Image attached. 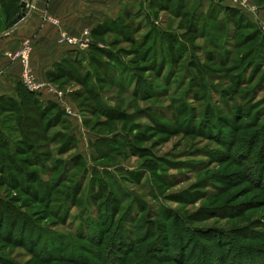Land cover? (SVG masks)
Returning a JSON list of instances; mask_svg holds the SVG:
<instances>
[{"label":"rangeland","instance_id":"1","mask_svg":"<svg viewBox=\"0 0 264 264\" xmlns=\"http://www.w3.org/2000/svg\"><path fill=\"white\" fill-rule=\"evenodd\" d=\"M246 1L264 22V0ZM19 12L0 0V36ZM76 38L95 47L70 74L35 78L72 115L35 106L21 125L1 101L0 264H264L260 23L149 0Z\"/></svg>","mask_w":264,"mask_h":264},{"label":"crops","instance_id":"2","mask_svg":"<svg viewBox=\"0 0 264 264\" xmlns=\"http://www.w3.org/2000/svg\"><path fill=\"white\" fill-rule=\"evenodd\" d=\"M149 0H22L27 7L22 9L27 17L13 25L0 36V99L19 100L17 86L21 85L22 70L10 62L7 52L18 50L26 39L33 41L31 66L35 78L44 83L55 66L64 60L83 57L90 51L88 46H60L57 29L44 21L45 15L60 20L72 36H79L85 28L93 32L107 22L132 14L136 8ZM43 102L53 101L52 94H37ZM72 118H70L71 120ZM73 120V119H72ZM75 120V119H74ZM75 130V129H74Z\"/></svg>","mask_w":264,"mask_h":264},{"label":"built area","instance_id":"3","mask_svg":"<svg viewBox=\"0 0 264 264\" xmlns=\"http://www.w3.org/2000/svg\"><path fill=\"white\" fill-rule=\"evenodd\" d=\"M215 3H219L224 6L236 7L242 10L249 18L256 19L260 23L261 29L264 31V22L259 17L257 8L252 3L246 0H213ZM44 21L50 23L57 28V37L61 46H88L90 43L82 39L69 36L63 29L60 20L53 18L49 15H45ZM34 44L30 39H26L22 42L21 47L14 52H7L5 55L8 57L10 62H19L22 66L21 83L22 85L35 94H52L55 98V102L61 107L66 113L70 114V106L64 100L62 94L51 93L43 84L36 81L33 68L31 66L30 56L33 50ZM1 58V57H0ZM4 71L0 67V76L3 75ZM69 116L68 118H70Z\"/></svg>","mask_w":264,"mask_h":264},{"label":"trees","instance_id":"4","mask_svg":"<svg viewBox=\"0 0 264 264\" xmlns=\"http://www.w3.org/2000/svg\"><path fill=\"white\" fill-rule=\"evenodd\" d=\"M1 1H3V2H6V1H14V0H1ZM16 2H18L19 3V9H20V12L19 13H17L12 19H11V23H10V28H12L13 27V20L19 15V14H21V13H23V10H22V7H21V3H22V0H16ZM22 10V11H21ZM120 19V18H119ZM114 22H116V20H114V21H111V22H107V23H105V24H103L102 26H100V27H98L97 29H95L92 33L93 34H95V33H99V32H101V30L109 23V24H112V23H114ZM9 29V28H8ZM91 45V47H95V44H90ZM91 53V52H90ZM92 55H90V57H91ZM72 60V59H71ZM68 62H70V60H64L62 63H60V64H58V65H56L55 66V69H54V71L52 72V73H50L49 74V77L51 78V80L52 81H57L59 78V76H60V72L62 71V72H64V73H66V74H70V70L68 71V69L66 68L67 66H66V63H68ZM17 89H18V93H19V100H17V101H14V100H10V99H0V104L2 103L1 101H4V102H9V103H11V104H13V105H15L16 107H17V109L18 110H20L23 114H22V116H21V118H22V121H21V125H25L24 123V121L25 120H27V121H29V123H34L35 121L34 120H32L31 118H30V116H25L24 115V113L26 112V111H29V112H31V113H29V114H32L33 112H34V109H35V106H38L39 107V109H40V112L42 113L41 115L42 116H44V114H47L49 111H48V109H50V108H55V109H58V112H57V114L55 115V117L53 118V120H51V121H53V122H59V120L62 118V117H64V111L61 109V107H59V105L56 103V102H53V101H48V102H43L42 100H40V97L37 95V94H35V93H33V92H30L29 90H27L23 85H22V83H21V85L20 86H17ZM96 90V87L93 85V88H92V91H95ZM3 105H1V107H2ZM60 109H59V108ZM7 107L5 106V108L4 109H6ZM11 109V108H10ZM31 109V110H30ZM67 118V117H66ZM65 118V121L70 125V121L68 120V118L66 119ZM51 121L48 123V126L50 125V123H51ZM61 121V120H60ZM47 126V127H48ZM36 128H38L39 127V125L37 124L36 126H35ZM72 129V130H71ZM71 133H72V135L70 136V137H73L74 139H75V137H76V139H78V136H77V134H76V132H74V129L72 128V126H71ZM29 136V135H28ZM28 136H26V138L28 139ZM40 137V136H39ZM28 141V143H30V141H29V139L27 140ZM102 140L100 139L97 143H95L94 145H93V147H95L97 144H100V142H101ZM112 141H116V140H113L112 139ZM118 141V140H117ZM111 141L109 142V144H107L108 145V147H109V149H115V148H113L112 147V145H111ZM33 144V143H32ZM108 149V150H109ZM74 158H77V156L76 157H74ZM25 161H27V160H25ZM22 169V168H21ZM24 177H28V175H27V173H24ZM251 255H253L252 253H251ZM262 262H263V260H262Z\"/></svg>","mask_w":264,"mask_h":264},{"label":"water","instance_id":"5","mask_svg":"<svg viewBox=\"0 0 264 264\" xmlns=\"http://www.w3.org/2000/svg\"><path fill=\"white\" fill-rule=\"evenodd\" d=\"M21 7L22 9H25L27 7L26 3H21ZM27 17V14L25 12L19 14L14 20H13V25H18L20 24L22 21H24Z\"/></svg>","mask_w":264,"mask_h":264}]
</instances>
